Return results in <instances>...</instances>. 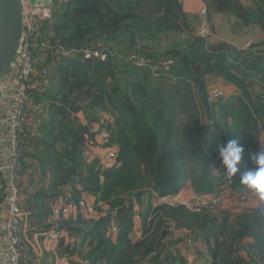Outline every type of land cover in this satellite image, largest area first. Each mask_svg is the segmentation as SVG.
Wrapping results in <instances>:
<instances>
[{
    "label": "trees",
    "instance_id": "obj_1",
    "mask_svg": "<svg viewBox=\"0 0 264 264\" xmlns=\"http://www.w3.org/2000/svg\"><path fill=\"white\" fill-rule=\"evenodd\" d=\"M202 1L207 22L234 17L264 35V0L248 6ZM183 6L184 0H53L51 23L43 26L47 83L32 97L44 116H35L22 147V169L33 148L40 178L53 191L78 185L75 197L90 194L96 204L117 210L114 241L105 237L111 216L100 208L93 219L77 214L60 224L78 240L67 254L77 252L89 264H188L180 251L189 238L200 243V264H264V205L231 214L157 200L184 188L201 196L225 186L244 190L240 173L232 181L225 175L217 145L239 141L241 172L252 167L248 154L264 151V41L239 48L206 40L197 32L198 15ZM149 65H157L156 72ZM208 78L238 93L212 100ZM102 114L112 117L119 161L105 171L87 162L84 148V135ZM40 141L53 143L42 147ZM133 202L141 218L138 239L131 237Z\"/></svg>",
    "mask_w": 264,
    "mask_h": 264
},
{
    "label": "built area",
    "instance_id": "obj_2",
    "mask_svg": "<svg viewBox=\"0 0 264 264\" xmlns=\"http://www.w3.org/2000/svg\"><path fill=\"white\" fill-rule=\"evenodd\" d=\"M21 14L22 36L16 57L12 64L5 70L6 74L0 75V175L3 178L1 186V228L4 232L0 243V264H41L45 255H50L49 264H89L85 260H75L65 251L71 249L77 238L60 224L77 214L86 219L100 213L111 216L105 237L115 240L119 227L115 220L117 210L96 204L92 195L82 194L75 197V191H81L78 185L56 188L48 203L45 214L44 226L39 231V239L29 241L28 234L36 231L37 219L33 213L25 208L21 198V180L23 179L22 147L35 126L37 106L32 95H42L47 83V72L44 70L35 78L34 51L47 50L46 33L43 32L45 23H51L52 12L43 5H31L29 0H15ZM185 1V0H184ZM198 1V0H196ZM204 13V11H201ZM88 55L87 51L84 52ZM173 64L172 60L163 63L167 70ZM148 64H140L146 66ZM152 72H156L157 65H149ZM225 85L216 81L209 87V96L217 100L224 95ZM100 121L89 126L85 137V156L87 162L97 161L100 171L113 169L118 166V150L111 141V116L102 114ZM82 119V117H81ZM81 123L87 126V120ZM90 133L93 134L90 137ZM264 147V142L261 144ZM103 180L102 176H99ZM257 198L250 196L246 191L223 188L218 194L206 196H191L180 204L187 207L204 208L208 210L228 211L240 213L254 207ZM175 200H170L173 204ZM226 202L222 206L223 202ZM138 211L132 216L133 231L139 237L136 228L140 222ZM192 240L187 239L186 247L192 246Z\"/></svg>",
    "mask_w": 264,
    "mask_h": 264
},
{
    "label": "rangeland",
    "instance_id": "obj_3",
    "mask_svg": "<svg viewBox=\"0 0 264 264\" xmlns=\"http://www.w3.org/2000/svg\"><path fill=\"white\" fill-rule=\"evenodd\" d=\"M243 5H246V3H251L250 0H239ZM197 18V31L198 34L202 37H204L206 40L209 41H227L239 48H246L249 44L251 43H260L264 41V35L262 32L256 28L255 26L252 25H242L236 18L234 17H228L225 15H219V16H214L210 22H207L205 17H196ZM205 22L206 24V31L203 30L201 32L200 28ZM88 55L94 57V58H99L100 53L99 51H87ZM47 52H44L43 54L40 55V58L38 62L36 63L35 67V78L39 77V73L44 69V67L47 64L48 57H47ZM209 84V85H208ZM214 84V81H211V78H208V87L212 86ZM230 90V89H229ZM229 90L225 92V95L222 97V100H227L230 99L231 97L235 96L234 94H237L238 92L235 91L233 93H229ZM39 113H37V117H40L42 114V110H38ZM79 114V113H78ZM81 114H79L80 116ZM52 141H49L47 144L44 141H40L39 144L44 147V144L49 145L52 144ZM35 148V147H34ZM41 149V148H40ZM41 173L38 172V177H40ZM25 183L23 179L21 180V192L24 191ZM250 196H253V194L250 192ZM50 203V201H47ZM226 202L224 201L222 203V206H224ZM259 206H263L259 204ZM137 228V225H136ZM174 232V237L181 238L184 240L187 236L184 233H180L177 231ZM131 237H133L131 235ZM134 238V237H133ZM187 239V238H186ZM201 250L200 243H196L195 246H192V249H187L186 247L182 246V249L180 251L181 256L185 259V261L188 260L189 256L192 255L194 259L190 262V264H200L199 261H201L200 258L196 256V251ZM204 250V249H202ZM243 251H241L242 253ZM194 253V254H193Z\"/></svg>",
    "mask_w": 264,
    "mask_h": 264
},
{
    "label": "crops",
    "instance_id": "obj_4",
    "mask_svg": "<svg viewBox=\"0 0 264 264\" xmlns=\"http://www.w3.org/2000/svg\"><path fill=\"white\" fill-rule=\"evenodd\" d=\"M246 5H249V3H246ZM184 10L189 14H196L199 17H205L206 15V7L205 5L196 0H185L184 1ZM202 10L205 11V15H202ZM205 22H203L200 30H206L204 27ZM206 25V24H205ZM207 27V26H206ZM198 32V31H197ZM214 42V41H213ZM227 42V41H225ZM230 43V42H228ZM232 44V43H230ZM234 45V44H232ZM40 58V55L37 56V62ZM6 74V71L2 73L1 77ZM0 77V78H1ZM229 93H233L235 90L234 88H228ZM233 91V92H232ZM39 120V118H38ZM28 156L25 157V164H24V171H23V181L25 183L24 191L21 192V198H22V204L25 208L30 210L34 217L37 219L38 227L36 231H33L28 234L29 241H34L39 239V231L44 226V218L46 209L48 207V199L50 197L51 192L53 191V188L50 186L48 180L38 177V172L41 171L39 164L36 161L37 156L35 155V151L33 148H28L27 150ZM39 158V157H38ZM47 173V172H46ZM48 174V173H47ZM1 186H3V178L0 175V196H1ZM44 192L47 193V195H44V197L38 198V194H43ZM179 198L182 200H185L192 196L193 192L188 189L185 191H179ZM177 195V194H176ZM175 195V196H176ZM174 196H169V198H172ZM30 198V200H28ZM2 200H0L1 203ZM157 201V200H155ZM30 202L33 206L34 210L32 209L31 205L28 203ZM158 202V201H157ZM259 204H262L258 199L253 202L254 209L260 208ZM45 207V208H44ZM0 212H1V206H0ZM137 230L141 232V221L137 224ZM3 230L1 228V214H0V243L3 239ZM194 254V253H193ZM69 256H75V260L79 261L81 257L77 255V252H74L72 254H68ZM50 255H45L43 259L41 260V264H49L50 262ZM197 263V262H196Z\"/></svg>",
    "mask_w": 264,
    "mask_h": 264
},
{
    "label": "clouds",
    "instance_id": "obj_5",
    "mask_svg": "<svg viewBox=\"0 0 264 264\" xmlns=\"http://www.w3.org/2000/svg\"><path fill=\"white\" fill-rule=\"evenodd\" d=\"M198 1L203 3L202 0H198ZM183 8H184V6H183ZM202 15H205V11H204V13H202ZM204 27L206 28L205 24H204ZM201 32H203V31H201ZM44 52L45 51H40L39 49H35V51H34L35 65H36V56H35V54L44 53ZM5 70L3 72H5ZM211 81H214V80L211 79ZM215 82L216 81H214V83ZM228 88H230V87L225 86L224 95H225V92L227 90H229ZM208 89H209V87H208ZM208 94H209V90H208ZM79 114H81V113H79ZM79 114H77L76 117L79 119V121L81 123V120L84 119V117H83L82 114L79 116ZM81 117H82V119H81ZM111 141H112V139H111ZM113 144L115 145V143H113ZM116 148H117V146H116ZM117 150H118V148H117ZM216 151L218 152L219 158L222 161V164H223L224 168L226 169L225 175L228 177V179L230 181H232L233 178L237 176V173H240L239 181L246 188L244 190H239V191H246L248 193L251 192L253 194V196H255L258 199V201H260L262 204H264V151H259V152H256V153L248 154V159L250 160V162L252 164V167L246 169L243 172H241L239 166L241 164L242 156H243L245 150H244V147L239 143L238 140L230 139V140L227 141L226 144L219 143L217 145V147H216ZM118 165H119V161H118ZM100 176L103 177L102 174H100ZM100 181H102V180H100ZM224 188H229V187L225 186ZM185 190H188V189L184 188V189L181 190V192L185 191ZM232 190H235V189H232ZM54 191L52 192V195H53ZM212 195H214V194H212ZM178 196H179V194H177L176 196H174L172 198L167 197V198L157 199V200H159V202L166 203L168 205H176V204L182 205V204H180V202H182L183 200L181 201V199ZM192 196H201V195H195L193 193ZM50 199L51 198H49L48 201ZM170 200H175L174 201L175 203H173V204L167 203ZM183 206H185V205H183ZM248 210H254V207L251 208V209H248ZM135 211L139 212V207H138L137 203L133 202V212L135 213ZM226 212H228V211H226ZM240 213H242V212H240ZM231 214H239V213H231ZM71 218H73V217H71ZM140 221H141V219H140ZM132 236L135 239H138L141 236V232L139 233V237H136L135 234H134V231L132 230ZM192 246H194V244H192ZM192 246L190 248H187V247L186 248L191 250ZM193 259H194V257L192 255H190L188 260H187L188 264H190V262Z\"/></svg>",
    "mask_w": 264,
    "mask_h": 264
},
{
    "label": "water",
    "instance_id": "obj_6",
    "mask_svg": "<svg viewBox=\"0 0 264 264\" xmlns=\"http://www.w3.org/2000/svg\"><path fill=\"white\" fill-rule=\"evenodd\" d=\"M53 0H29L31 5L52 6ZM22 36V22L15 0H0V75L14 61Z\"/></svg>",
    "mask_w": 264,
    "mask_h": 264
}]
</instances>
